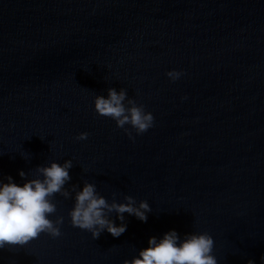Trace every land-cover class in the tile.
I'll list each match as a JSON object with an SVG mask.
<instances>
[{"label":"water","instance_id":"95a60500","mask_svg":"<svg viewBox=\"0 0 264 264\" xmlns=\"http://www.w3.org/2000/svg\"><path fill=\"white\" fill-rule=\"evenodd\" d=\"M108 89L153 127L130 140L97 115ZM65 161L61 235L5 247L0 264H125L169 230L208 233L218 264H262L264 0H0V181ZM84 183L146 202L147 221L123 214L117 238L72 227Z\"/></svg>","mask_w":264,"mask_h":264},{"label":"clouds","instance_id":"9594fccd","mask_svg":"<svg viewBox=\"0 0 264 264\" xmlns=\"http://www.w3.org/2000/svg\"><path fill=\"white\" fill-rule=\"evenodd\" d=\"M165 75L175 82L183 72L170 70ZM125 99L124 90L117 92L108 89L107 98L97 96L93 108L97 115L112 119L131 140L133 136L129 128L136 135H141L153 127L154 117L145 111L144 106L136 105L133 101H128L130 106L126 107ZM87 136L88 133L82 132L75 139L83 141ZM71 167V161L63 164L51 162L48 166L38 167L35 178L26 179L22 184L14 182L11 176L0 181V250L24 246L42 233L52 238L61 235L63 217L50 219L57 210L52 198L56 194L68 197L64 185L70 179ZM18 175L24 179L26 173L21 170ZM125 200V203H108L97 194L93 184L84 183L75 193L73 205L68 212L69 222L72 227L89 232L93 239L104 231L117 238L126 231L123 214L127 213L146 222V213L150 211L144 201L135 206L131 197ZM112 212L121 221L119 225L107 218L108 213ZM147 245L125 264H218L213 255V238L206 232L187 233L181 238L175 230H169L160 238L150 237ZM248 264L253 262L248 261Z\"/></svg>","mask_w":264,"mask_h":264}]
</instances>
